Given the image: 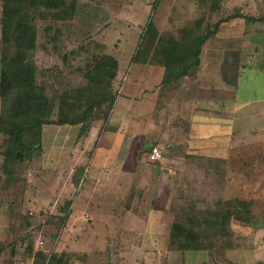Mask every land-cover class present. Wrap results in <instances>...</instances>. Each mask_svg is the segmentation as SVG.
<instances>
[{
	"label": "crops",
	"instance_id": "obj_1",
	"mask_svg": "<svg viewBox=\"0 0 264 264\" xmlns=\"http://www.w3.org/2000/svg\"><path fill=\"white\" fill-rule=\"evenodd\" d=\"M222 2L227 9L235 7L237 10L244 12H249L251 3H254L253 0H222ZM136 3L137 1H135ZM195 3V0H162L160 5H164L167 10L166 28L172 29L181 25L179 19L184 21L187 17L185 10L189 11L192 8L195 10ZM142 4L146 7L145 3ZM252 7L251 10L259 8L257 6ZM251 15L257 16L252 12ZM131 18L133 20L134 16ZM233 19L251 21L245 18ZM233 19L227 22L232 24ZM263 20L252 22L262 23ZM227 22L220 25L219 31L206 42L202 50V61L199 70L190 77L181 80V82L187 80L190 84L187 86L188 82L182 87H179L180 83L169 84L168 86H174L172 88L166 87L172 94L179 90V95L174 100L167 102L166 99H162L167 91L159 94L160 85L155 90L145 92L144 97L139 101L134 100L128 111L122 115L125 105L124 98H122L123 102H120L121 110L120 113L118 112V116L109 115L110 119L105 123L101 133H98L99 130L96 129L95 134H99L97 136L98 145L95 147V152L93 150L91 154L97 156L99 148L103 147L104 144L100 158H98L102 164L101 168L104 166V180L100 177L96 186L98 188V186L104 185L105 180L111 183L114 182L113 188L117 190V193H120L121 197L118 204L111 208H105L98 202L96 204L85 203L86 210H83L85 213L77 211L75 215L71 214L73 201L67 199L71 200L68 218L71 217L72 220L78 222L79 219L86 217L87 221L96 220L101 223L102 227L106 228L103 235L104 244H101L103 249L100 251L104 253L111 251L110 264H118L121 259H124L120 255L123 250L135 253V251L141 249V245L145 242L143 230L147 227L153 225L163 226L167 228L168 233V227H165V224L169 223L171 217H173L172 222L169 224L175 226V211L177 206L180 205V208L190 206L191 209L186 210L196 211L194 213H197L200 219L205 220L204 223H208V219H215L218 216L217 222H212L214 225L216 224L215 228H202L201 233L198 231L200 227H191V231L186 229L187 232L184 230V233L191 237L194 246L184 249L183 264H259L264 261V211L263 213L262 210L260 211V216V212L252 210V201L238 196L244 192L243 181L233 182V176L228 178L229 176L224 177L220 174L217 176L216 174L217 169L224 172L232 171L231 164L226 162L231 155L233 144L254 141H257V144L259 142V146L264 144V110H261L263 111V120H260L259 125L254 126V134L247 137L244 133H251L252 130L244 129L242 125L238 124L235 115L236 108L234 107L236 87L240 85V81H243V85H247V83L251 85L249 82H252V77H254L253 73L241 76L239 72L250 66H255L256 63L259 64L263 54L258 53V47L252 45L253 43L250 40L252 36H250L251 33H249L248 27L240 24V28H243L239 30L240 34L233 35ZM223 30L227 35L222 33ZM220 32L223 35L219 34ZM250 41L252 43L250 44L251 49L245 53V57H242L243 46H246ZM224 42L227 44L236 42L238 44L220 50V44ZM230 51L236 53L232 54ZM206 61L209 64L204 66ZM255 67L261 69L262 65L259 64ZM219 80L226 84L228 81V90L230 85L234 87L235 92L230 93V98L223 97L221 94L226 93L227 89L219 87V83L216 84ZM258 81L262 85L260 90H264V74L260 76ZM134 86V90L137 91L140 90L141 84L138 85L135 82ZM177 87L179 89H176ZM135 96H138V94ZM117 100L114 107L119 104ZM260 101L264 103V95ZM158 105L166 108H159L160 111H158ZM144 107H148L149 114L143 120L141 108ZM128 124L130 129L127 127ZM107 131L113 132V136L111 139L106 140L107 147H105V140L101 141L104 135L108 134ZM261 139L263 143L260 142ZM153 145L159 149L162 148L160 149L161 157L159 160L149 162L145 153L140 151ZM76 151L80 152V150ZM110 154L115 155L112 158L113 162H110L108 157ZM178 156H182L183 160ZM187 157L188 162L185 161ZM84 160L85 155L83 152L81 154L76 152L71 158L73 164H83ZM216 162L219 163L215 164ZM1 164L2 157L0 155V243L6 245L4 250L0 252V264H32L33 260L30 254L25 253V248L15 242V237L24 232V229L20 227L22 221L20 204H23L24 195L21 185L23 182L14 179V177L12 178L10 175L3 174ZM155 165L156 171L154 172ZM110 166H113L111 170ZM184 168L195 176L201 175L200 179L210 178L220 181L222 186L227 189L226 192L223 191L219 196L210 195L208 188L212 186L205 179L201 182L190 181L189 177L191 176L183 174ZM159 173L165 174L169 178L166 181L170 183V189L167 191V197L162 205L157 204L155 201L159 198H155L151 194L152 184L150 181L154 176H159ZM180 173H182L181 176H179ZM123 175L125 176L124 180H120ZM7 178L9 180L5 182ZM212 181L214 183V180ZM73 183L70 181V185ZM153 183H155L154 187L156 189L158 185H156V182ZM77 186L82 188L81 181ZM119 189L122 191L118 192ZM20 191L21 196L15 197L14 195L19 194ZM88 191L89 189L85 191V194ZM124 193H127L126 202L122 203ZM79 194L80 191L77 195ZM242 197L244 196L242 195ZM16 198H19V200L17 201ZM181 199H183V202H177ZM227 208L249 209L251 215L246 220L231 218L226 228L228 235L221 238L219 216ZM161 211L163 215H161ZM157 213H159L158 216ZM15 220H17V224L14 222ZM92 222L87 225H93ZM13 226H16V230ZM75 229L72 230L74 233ZM163 229L156 237L154 247L148 250L152 255V262L153 260L156 261L157 258L155 245H159L158 248L168 246L167 233L163 232ZM179 230L183 231L182 228ZM15 234L18 235L14 236ZM110 235L113 238L111 243H109L111 238H108ZM195 235L202 241L199 243L201 245L198 244L199 241L195 239ZM164 239H167V243L164 242ZM205 244H209L210 247H204ZM8 250H10V254L7 253ZM94 250L96 249L92 251ZM199 252H205V254L201 253L202 255H200ZM99 255L96 252L92 256ZM118 257L120 259H117ZM141 264H143V261Z\"/></svg>",
	"mask_w": 264,
	"mask_h": 264
},
{
	"label": "rangeland",
	"instance_id": "obj_2",
	"mask_svg": "<svg viewBox=\"0 0 264 264\" xmlns=\"http://www.w3.org/2000/svg\"><path fill=\"white\" fill-rule=\"evenodd\" d=\"M135 1H137L136 4ZM161 1L162 0H77L76 10L71 19L59 22L39 20L37 23V46L34 51L38 84L44 87L45 93L50 98H55V100H57L62 92L85 83L83 70L86 64H89L92 60V55L110 53L119 58L118 61L120 62V66L118 75L113 82V90L116 92V100L118 99L117 102L119 101V104L111 108L109 115L118 116L121 110L120 102H123V100L125 101V105L122 115H124L125 112L128 111L130 104L132 105L134 103V100L137 99L139 101L144 97L145 92H150L160 86L164 68L160 65H147L143 63L133 65V62H131V52L137 50L140 37H148L147 32H145V25L149 20H153L158 29L166 28L167 10L164 5H160ZM253 1L254 3H251L250 10L253 8L252 6L258 7V5H264V0ZM142 3H145L146 7H144ZM195 10H193V8L189 11L185 10V15H187V17L193 16ZM262 10L263 9L259 7L252 9L251 12L254 15L259 13L264 14V10ZM133 16L134 19L132 20L131 17ZM186 20H188V18H186ZM182 22L183 19H179V23L181 24ZM232 22V24H229V22H227V24L230 26L233 35L240 34L239 30L243 29L240 28V24H243L249 28V33H251L250 36H252L250 40L253 44L250 41L246 46H243L244 50L242 57H245V53L251 49L250 44L254 47L257 46L259 49L258 53L263 54L260 59L261 61H259V64L262 65L261 69L255 67L259 66V64L256 63L255 66H250L239 72L241 76H243V74L250 75L253 73L254 77H252V82H249L251 85H248V83L247 85H243V81H240V85L236 87L234 104L236 108L235 115L238 124L242 125L244 129L252 130L251 133H244V135L250 137L254 134V126L259 125L260 120H263V111L261 110H264V103L260 100L264 95V90H260L262 85L259 84L258 80L260 76L264 74V22L254 23L252 21L235 19H233ZM46 27L49 29L47 30ZM222 33L227 35L224 30ZM222 33L220 32L219 34ZM237 44L236 42L229 44L224 42L220 44L219 49L225 50V48H231ZM2 50L3 47L0 45V52H2ZM230 52H232V54L236 53L235 51ZM207 62L208 61L205 62L204 66L209 64ZM135 82L138 83V85L139 83L141 84L140 90H134ZM188 82L187 80L180 81L179 87L185 86ZM217 83H219V87H225L227 89L228 81L227 84L220 80L217 81L216 84ZM189 84L190 82L187 86ZM174 85L167 87L172 88ZM179 87L176 89H179ZM159 90V94L167 91L162 98L166 99L167 102L174 100V98L179 95V90L173 92L175 94H172L169 89L162 86ZM233 92H235L234 87L230 85L229 90L227 89L226 93L221 94L223 97L230 98V93ZM136 94H138V96H135ZM122 98L124 99L122 100ZM159 108L163 109L166 107L158 105V111H160ZM141 114L144 120L149 114L148 107L141 108ZM110 116H108V120ZM102 124V120L94 122L89 132L83 135H78L79 125L44 126L41 155L44 165H42L41 168L35 167L37 163L30 160L24 164V169H22V171L18 168L15 174H10L12 178L14 177V179L23 182L21 185L24 190V195L23 204H20L22 208L20 214L24 218H22L21 223L24 220L29 227L25 229L21 235H14L16 236L15 242H18L23 248H27L29 242H31L35 250L36 248H40L44 252L64 250L71 256L70 264H93L103 260L102 264L107 263L106 258L92 256L93 253L96 252L100 255L104 254V252L100 250L103 249V235L106 228L102 227L101 223L93 219V222L92 220L87 221L86 217L79 219L78 222L74 221V219L72 220L71 217H67L65 224L63 226H58L57 220L53 218L58 214H63L59 212L60 209H63L67 199L73 201L71 214L74 215L77 211L82 213L83 210H86L85 203L90 202L91 204H96V202H98L105 208H111L118 204L121 195L113 188L114 182L111 183L105 180L104 185L98 186V188L96 186L97 180L100 179V177L104 180V166L101 168L102 164L98 159L100 158L104 144L103 147L101 146V148H99L97 156L91 153L93 150L95 152V147L98 145L97 136L99 134H95L96 129L100 130L101 127L103 128L105 125ZM127 127L130 129L129 124ZM98 133H100V131ZM107 133L108 134H105L101 141L103 142L105 140V147H107L106 140L111 139L113 136V132L107 131ZM256 142L257 141L233 144L231 155L226 162L227 164H231L232 171L224 172L216 168L218 170L216 174L217 176H219V174L224 177L229 176L228 178L233 176V182L237 180L243 181L242 186L244 187V192L238 196L252 201L251 206L253 211L260 212L262 210L261 212L263 213L264 144L259 146V142L258 144ZM260 142L263 143L262 139ZM76 150H80V152ZM76 152L79 154L83 152L85 155L83 164L72 163L71 158ZM113 156L115 155L110 154V156H108L110 162L114 161L112 160ZM178 157L183 160L182 156ZM188 160L187 157L185 161L188 162ZM217 163L219 162L215 164ZM78 166L84 171L81 178V184H83L82 188L80 186L76 187L75 183H73L74 185H70V181L73 182L71 178L74 170ZM112 168L113 166H110V170ZM237 170H239L238 173ZM153 171H156V165ZM191 173L192 172L186 171L184 168L183 174L190 175V181L201 182L205 179H200L201 175L195 176ZM181 175L182 173L179 174V176ZM124 178L125 176L123 175L120 180H124ZM166 179L169 178L165 174L159 173V176H154L150 181L152 184L151 194L153 197L159 198L155 201L159 205L163 204L164 199L167 197V191L170 189V183L167 182ZM8 180V178L5 179V182ZM212 180H214V183ZM205 181L212 186L208 188V192L211 193L210 195L215 194L219 196L223 191L226 192L227 190L222 186V183L216 179L206 178ZM153 182H156V185H158L156 189L154 187L155 183ZM244 183H246V185H244ZM88 189V193L85 194V191ZM78 191H80L79 195H77ZM121 191L120 189L118 190V192ZM242 195L244 197H242ZM14 196L20 197L21 191ZM126 196L127 193L122 195V203L126 202ZM16 199L17 201L19 200V198ZM183 199L185 198L183 197ZM183 199L177 202H183ZM180 206H177V210L175 211V226L169 224L172 222L173 217H171L169 223L165 224V227H168V233L167 228L163 226L153 225L147 227L143 230L145 242L141 245V249H138L135 253L124 250L121 251L120 255L123 256L124 259H121V262L118 264H141L142 261L143 264H183L182 255L184 249L193 245L191 237L187 236L184 230L187 232V230L191 231V227H200L198 231L201 233L202 228H215L216 224L214 225L212 222H217L218 216L215 218L216 220L208 219V223H204L205 220L200 219L198 214L194 213L196 211L186 210L191 209L190 206H183L181 208ZM158 215L159 213H157V216ZM161 215H163L162 211ZM17 220L14 221L16 224ZM50 220H52L53 223L50 222ZM89 222H92L93 225L88 226L87 224ZM13 228L16 230V226H13ZM74 228H76L75 233L73 232ZM180 228H182L183 231H180ZM161 229H163V232L165 231L167 233V239L169 241L167 243V239H164V242L166 241L168 246L165 245V248H158L159 245H155L157 248L155 251L157 258L156 261L153 260L152 262V255H150L148 250L154 247L156 237L159 235ZM153 235L154 237L152 238ZM194 237L199 241L198 244L202 242L196 235ZM108 238H111L109 240V243H111L113 239L112 235ZM260 242L262 243V241ZM7 247H9V245H7ZM204 247L209 248L210 246L209 244H205ZM93 249H96L94 250L95 252L92 251ZM7 253L10 254V250H8ZM108 253L111 260V251L109 250ZM201 253L202 252H199L198 254H205V252ZM117 259H120V257Z\"/></svg>",
	"mask_w": 264,
	"mask_h": 264
},
{
	"label": "trees",
	"instance_id": "obj_3",
	"mask_svg": "<svg viewBox=\"0 0 264 264\" xmlns=\"http://www.w3.org/2000/svg\"><path fill=\"white\" fill-rule=\"evenodd\" d=\"M195 1L194 15L186 17L188 20L185 18L178 27L158 29L153 20H149L145 25L148 37H140L137 50L131 52L133 64L160 65L164 68L160 81L164 88L169 84H179L183 78L199 70L202 50L209 38L219 31L220 25L233 18L264 19V14L252 16L251 10L227 9L222 0ZM76 6L77 0H1L0 155L5 175L15 174L18 168L22 171L24 164L30 160L37 163L35 167L44 165L41 156L44 126L79 125L78 135H83L98 120L105 125L115 104L117 95L113 82L120 62L110 53L92 55V60L83 70L85 83L62 92L57 100L50 98L37 82L34 51L38 21L71 19ZM258 7L264 10L263 4ZM104 127H101L100 133ZM150 148H143L140 152L152 162ZM83 173L81 167L75 168L72 180L76 186ZM70 204L71 200H67L59 212L63 214L53 217L58 226L67 221ZM250 215L249 209H224L220 216L221 238L228 235L226 228L231 218L246 220ZM50 222L53 223L52 220ZM20 227L25 230L29 226L23 220ZM5 247L0 243V252ZM26 252L30 254L32 264H70L71 256L64 250H35L29 242ZM104 254L101 257L106 258V264H110L108 251ZM103 261L95 263L102 264ZM259 264H264V261Z\"/></svg>",
	"mask_w": 264,
	"mask_h": 264
},
{
	"label": "built area",
	"instance_id": "obj_4",
	"mask_svg": "<svg viewBox=\"0 0 264 264\" xmlns=\"http://www.w3.org/2000/svg\"><path fill=\"white\" fill-rule=\"evenodd\" d=\"M161 156V151L157 146H152L150 148L149 157L151 160H157ZM42 243V242H39Z\"/></svg>",
	"mask_w": 264,
	"mask_h": 264
}]
</instances>
